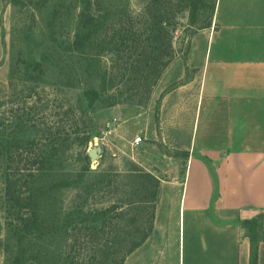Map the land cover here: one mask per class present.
<instances>
[{"label": "rangeland", "instance_id": "1", "mask_svg": "<svg viewBox=\"0 0 264 264\" xmlns=\"http://www.w3.org/2000/svg\"><path fill=\"white\" fill-rule=\"evenodd\" d=\"M215 1L0 0V100L31 83L30 80L24 82L19 78L31 72L30 66L26 67L21 60L32 62L45 58L46 79L63 83L67 95L73 98L86 85H99L103 69L110 65L109 47L112 46L107 43L106 36L103 40V27L119 14L131 15L135 20L136 32L140 33L139 30L144 32L145 25H148L145 22L147 9L151 13L165 9L163 24L172 29L175 56L156 81L147 102L137 104L136 98L125 101L122 94L118 95L119 101L112 105L103 102L94 104L91 110L94 127L86 144L81 148L76 144L71 146L63 156L60 155L62 161L56 160L52 164L54 173L43 175L36 181L35 192L48 217H53L56 212L60 214V210L64 211L76 194L78 183L90 185V189H94L97 184L103 183V174L111 175L129 168H137L158 177L156 196L180 192L188 156L189 128L195 115V95L199 86L195 68L184 66L192 43H196L195 38L207 31ZM84 8L92 18L91 22L87 23L79 17ZM76 31H80L77 44L73 43ZM139 37L146 38V32ZM196 48L202 49V45ZM138 50L133 51L132 55L135 56ZM126 51L128 49L124 48L123 52ZM11 68L14 76L10 82L8 72ZM126 74H130L129 70ZM126 85H131V81L126 82ZM113 87L110 91H113ZM5 108L8 109V104H4L0 110ZM5 122L11 124L6 130L0 125V137L3 138L14 135L12 125L15 120ZM137 135L141 140L134 143L133 139ZM91 147L99 150L98 156L96 159L89 157V163L84 168V163L78 160V149L88 151ZM64 156L67 158L64 159ZM2 164L0 161V264H15L9 259L16 255V264H32V256L39 264L45 261L43 257H53L54 246L57 247L61 242L49 236L43 242L45 247L24 253L19 252L18 241L14 240L16 250L13 251L17 252L7 256L5 246L12 236L3 217ZM65 173H68L69 186L59 185ZM248 232L251 233L250 230ZM253 232L256 237L259 236L258 219Z\"/></svg>", "mask_w": 264, "mask_h": 264}, {"label": "trees", "instance_id": "2", "mask_svg": "<svg viewBox=\"0 0 264 264\" xmlns=\"http://www.w3.org/2000/svg\"><path fill=\"white\" fill-rule=\"evenodd\" d=\"M145 13L148 25L144 32H136L135 20L128 13L119 14L106 23L103 40L106 36L107 43L112 44L110 51L108 49L110 65L103 69L99 85H86L75 98L67 95L60 81L46 79L45 58L20 61L30 66L31 72L19 78L31 83L0 100V109L8 104V109L0 110V125L6 130L11 123L5 124V121L15 120L14 135L8 133L11 137H0L3 217L12 236L5 246L7 256L17 252L13 251L14 240L18 241L19 252L25 253L42 249L43 242L51 236L61 243L54 246L53 257H43L45 261L39 264H122L151 231L159 182L152 173L129 168L111 175L103 174V183L95 185V191L90 185L78 183L76 194L64 211L60 210L61 215L56 212L51 218L42 209L35 192L36 181L54 173L52 164L63 160L60 155L74 144L83 147L91 137L94 104L112 105L122 94L125 101L136 98L137 104L149 99L156 81L174 58L175 49L172 29L163 24L165 9L156 13L147 9ZM79 17L87 23L92 21L85 8ZM145 32L146 38L141 39L139 35ZM79 35L80 31H76L73 43H78ZM124 48L128 51L123 52ZM137 49L133 56L132 52ZM127 70L132 75L126 74ZM13 76L11 68L9 81ZM128 81L131 85H126ZM112 86L114 89L110 91ZM78 151V160L86 168L89 163L87 150ZM67 178L68 173H65L59 185L69 186ZM257 219L242 220L251 231V264H255L257 256V237L253 232ZM32 258V264H37ZM9 260L16 264L18 256Z\"/></svg>", "mask_w": 264, "mask_h": 264}, {"label": "crops", "instance_id": "3", "mask_svg": "<svg viewBox=\"0 0 264 264\" xmlns=\"http://www.w3.org/2000/svg\"><path fill=\"white\" fill-rule=\"evenodd\" d=\"M206 30L184 66L199 86L180 192L156 196L122 264H251L242 220L256 217L264 264V0H216Z\"/></svg>", "mask_w": 264, "mask_h": 264}, {"label": "water", "instance_id": "4", "mask_svg": "<svg viewBox=\"0 0 264 264\" xmlns=\"http://www.w3.org/2000/svg\"><path fill=\"white\" fill-rule=\"evenodd\" d=\"M98 152L99 150L96 147H91L87 151L90 159H96V157L98 156Z\"/></svg>", "mask_w": 264, "mask_h": 264}, {"label": "built area", "instance_id": "5", "mask_svg": "<svg viewBox=\"0 0 264 264\" xmlns=\"http://www.w3.org/2000/svg\"><path fill=\"white\" fill-rule=\"evenodd\" d=\"M141 140V137L139 135L135 136L133 139L134 143H138Z\"/></svg>", "mask_w": 264, "mask_h": 264}]
</instances>
